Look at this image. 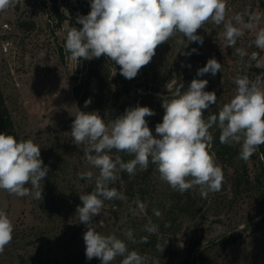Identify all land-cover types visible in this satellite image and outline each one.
Segmentation results:
<instances>
[{
    "label": "rangeland",
    "instance_id": "1",
    "mask_svg": "<svg viewBox=\"0 0 264 264\" xmlns=\"http://www.w3.org/2000/svg\"><path fill=\"white\" fill-rule=\"evenodd\" d=\"M82 0H57L56 5L67 18L59 22L52 11V0H14L0 12V85L13 115L22 140L31 139L41 148V159L49 168L41 181L43 199L33 196L18 197L0 190V209L5 210L14 225L12 242L0 254V264H101L100 259L88 260L85 256L83 234L87 226L79 222L76 213L82 206L80 195L95 190L98 169L93 168L84 155L87 144L77 146L71 136V125L80 111L74 86L84 81L88 71L86 60L62 58L59 46L72 27L80 28L77 17L84 15ZM264 0H226V21L241 15L251 29L242 28L234 46L229 47L224 38V25L209 20L197 34L203 44L189 42L182 34L174 35L159 45L151 62L142 67L133 79L129 93L120 98L111 96L103 103H95L97 111L110 124L129 107L147 106L155 115L146 117L155 135V126L162 122V103L174 97L175 88L183 83L187 90L193 79H206L205 91H215L217 102L204 111L207 118L218 114L236 93L234 78L252 76L253 67H264V50L255 46L256 33L264 28ZM259 17V19H256ZM74 19V25L70 21ZM8 22L9 27H4ZM196 49V52H192ZM237 49L247 55L241 57ZM257 53V59H250ZM187 53H191L188 55ZM209 58L221 63L220 72L197 76ZM254 76V75H253ZM260 87L264 89V74ZM254 79L253 81H255ZM97 81L92 78L90 88L95 91ZM121 101H126L123 103ZM216 128L210 129L213 133ZM215 162L224 174L222 189L202 198L198 187L192 188L194 212L184 208L187 191H174L160 179L156 165L150 173L137 167L134 177L119 172L112 187L124 193L126 200H106L101 213L93 217L91 227L103 235H116L125 241L129 251H137L146 258V264H264V230L244 229L232 245L210 248L224 234L242 229L248 221L256 220L257 201L243 185L239 193L233 192V174H244L239 153L232 164L216 157ZM113 158L118 156L109 153ZM131 157L130 159H132ZM129 159V160H130ZM248 168L253 174L255 159L251 157ZM92 171V179H81L80 173ZM31 188V185H26ZM41 201L56 202L58 208L44 210ZM143 204L144 209L138 207ZM158 209L162 215H154ZM255 216V217H254ZM155 224L159 231L153 234L160 247L153 249L140 242L146 225ZM78 230L77 240L70 236ZM131 230L135 243L127 237ZM206 248V249H205ZM205 249L203 252L202 250ZM117 257L111 264H120Z\"/></svg>",
    "mask_w": 264,
    "mask_h": 264
},
{
    "label": "clouds",
    "instance_id": "2",
    "mask_svg": "<svg viewBox=\"0 0 264 264\" xmlns=\"http://www.w3.org/2000/svg\"><path fill=\"white\" fill-rule=\"evenodd\" d=\"M14 0H0V12ZM226 0H90V12L77 17L80 28L72 27L66 36L64 49L70 60H92L105 57L119 66L120 74L133 79L140 69L148 65L159 45L174 35L182 34L189 42L203 44L197 30L209 20L224 25V38L229 47L243 35L242 28H253L243 16L236 15L226 21ZM259 19V17H256ZM264 50V28L256 33L253 42ZM192 49V52H196ZM190 55L191 53H187ZM241 57L247 55L237 49ZM250 59H257L253 52ZM221 63L209 58L198 69L197 76L210 73L215 76ZM206 79H193L187 90L181 91L180 83L174 97L164 101L162 122L155 126V135L146 117L155 115L153 109L136 105L129 107L110 124L97 111H79L71 125V136L77 146L84 149L89 164L98 169L95 190L80 195L82 206L76 213L79 222L87 226L83 234L85 256L98 258L101 264H111L118 256L120 264H146V258L137 251H129L125 241L116 235H103L90 225L100 214L106 200L124 201V193L111 185L119 172L134 177L137 167L146 169L151 162L156 165L160 179L174 191L183 194L198 187L202 198L222 189L224 174L209 145L213 141L210 129L220 132L219 141L225 145H239V158L247 162L257 149L264 145V89L261 78L252 81L246 75L234 78L236 93L228 103L207 118L204 111L217 102L215 91H205ZM91 99L85 101V107ZM113 150L133 158L125 162L119 156L113 158ZM49 168L41 159V148L31 139L17 140L13 135L0 132V190L18 197L33 196L43 199L41 181ZM81 179H92L94 173L79 174ZM31 185V188L26 185ZM143 211L144 205L138 204ZM154 215L162 213L154 209ZM144 230L156 234L159 226L146 225ZM14 225L5 210L0 209V254L12 242ZM127 237L135 243L131 230ZM147 242V237L142 238Z\"/></svg>",
    "mask_w": 264,
    "mask_h": 264
},
{
    "label": "trees",
    "instance_id": "3",
    "mask_svg": "<svg viewBox=\"0 0 264 264\" xmlns=\"http://www.w3.org/2000/svg\"><path fill=\"white\" fill-rule=\"evenodd\" d=\"M57 0H52L51 8L52 11L56 14L59 19V22H62L66 17V15L60 12L59 7L56 5ZM264 6V1L262 2ZM81 6L83 8L84 15H87L90 12V0H82ZM71 25H74V19L70 21ZM65 39H63V44L59 46V53L62 58H65ZM255 40V38H254ZM86 69L88 71L87 77L84 81L77 82L73 88L75 96L77 97V103L80 111L88 112L92 110L95 103H103L111 98L114 95L117 98H120L121 94L129 93L133 87V79H126L120 74L119 66L115 65L112 61L107 60L105 57L94 58L92 60H86ZM253 75L248 78L250 80L257 79L258 75L264 74V67H260L256 65L252 69ZM92 78H95L97 81V87L95 91H92L90 88V81ZM91 99V103L85 107V101ZM126 103V101H121ZM149 125V124H148ZM149 128L151 126L149 125ZM0 132H5L7 134L13 135L18 141L22 140L21 134L16 128L15 121L11 110L6 102L5 95L3 93L2 87L0 85ZM213 135V141L211 143V149L215 153L216 157L222 161H229V164H232L236 159L239 153V145H225L221 144L219 141L220 132L216 128ZM114 154H117L121 159L127 162L132 156H129L123 152L112 151ZM255 159L256 170L252 174L248 168L247 162L243 161V169L244 174H239L237 171L236 174H233V192L235 194L239 193L240 187L245 185L247 188V192H250V196L257 201L256 203V214L258 217L256 220H250L242 229H237L233 232L224 234L221 239H219L216 243L210 245V248H214L219 245H223L225 248L229 245H232L239 237L242 236L244 229L251 228L252 231L258 232L264 230V145H261L257 151L252 155ZM153 166H148L144 173H150L153 170ZM193 198L192 189L187 191L186 201L183 208L188 212H194V207L191 199ZM57 210H60V206L56 205V202L47 203L46 201H41V207L44 210H48L49 207ZM254 216V217H255ZM79 236L78 230L74 231L70 236V241L77 240ZM144 237H147V242H143ZM153 234H142L140 237V242L145 244L149 248H159V240L154 238ZM206 249V248H205ZM205 249L202 251L204 252ZM197 264V260L195 261Z\"/></svg>",
    "mask_w": 264,
    "mask_h": 264
},
{
    "label": "built area",
    "instance_id": "4",
    "mask_svg": "<svg viewBox=\"0 0 264 264\" xmlns=\"http://www.w3.org/2000/svg\"><path fill=\"white\" fill-rule=\"evenodd\" d=\"M4 27H7V28L9 27L8 22H5V23H4Z\"/></svg>",
    "mask_w": 264,
    "mask_h": 264
}]
</instances>
